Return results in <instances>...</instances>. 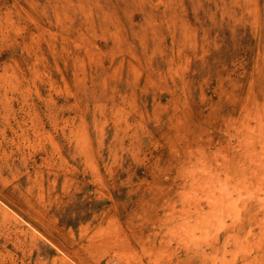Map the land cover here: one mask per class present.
Masks as SVG:
<instances>
[{
    "label": "rangeland",
    "instance_id": "374dc122",
    "mask_svg": "<svg viewBox=\"0 0 264 264\" xmlns=\"http://www.w3.org/2000/svg\"><path fill=\"white\" fill-rule=\"evenodd\" d=\"M0 264H264V0H0Z\"/></svg>",
    "mask_w": 264,
    "mask_h": 264
},
{
    "label": "bare ground",
    "instance_id": "6f19581e",
    "mask_svg": "<svg viewBox=\"0 0 264 264\" xmlns=\"http://www.w3.org/2000/svg\"><path fill=\"white\" fill-rule=\"evenodd\" d=\"M259 183H260V181H259ZM261 186V185H260ZM259 186V187H260ZM262 187V186H261ZM258 188V187H257ZM235 190V189H234ZM238 190V189H237ZM257 190V189H256ZM245 191V190H244ZM260 195V194H259ZM232 197V196H231ZM241 202V201H240ZM257 204V203H256ZM255 205V204H254ZM260 205V204H259ZM253 207V206H252ZM263 211V210H262ZM256 215H257V213H256ZM256 217V216H255ZM242 220V219H241ZM261 221V220H260ZM261 224V223H260ZM263 227V226H262ZM247 233H249V232H247ZM260 236V235H259ZM235 238V237H234Z\"/></svg>",
    "mask_w": 264,
    "mask_h": 264
}]
</instances>
